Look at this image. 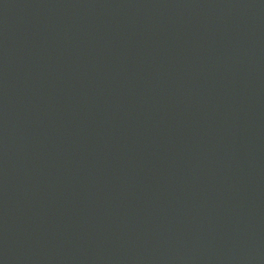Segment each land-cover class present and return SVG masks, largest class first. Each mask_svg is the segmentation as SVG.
I'll return each instance as SVG.
<instances>
[{
  "label": "water",
  "instance_id": "95a60500",
  "mask_svg": "<svg viewBox=\"0 0 264 264\" xmlns=\"http://www.w3.org/2000/svg\"><path fill=\"white\" fill-rule=\"evenodd\" d=\"M0 264H264V0H0Z\"/></svg>",
  "mask_w": 264,
  "mask_h": 264
}]
</instances>
